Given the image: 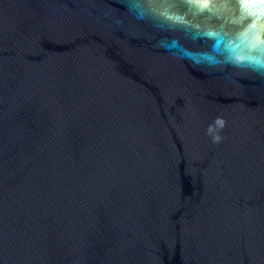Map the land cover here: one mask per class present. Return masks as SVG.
<instances>
[{"label": "water", "instance_id": "1", "mask_svg": "<svg viewBox=\"0 0 264 264\" xmlns=\"http://www.w3.org/2000/svg\"><path fill=\"white\" fill-rule=\"evenodd\" d=\"M0 264H264V3L0 0Z\"/></svg>", "mask_w": 264, "mask_h": 264}, {"label": "snow or ice", "instance_id": "2", "mask_svg": "<svg viewBox=\"0 0 264 264\" xmlns=\"http://www.w3.org/2000/svg\"><path fill=\"white\" fill-rule=\"evenodd\" d=\"M260 3H264V0H259Z\"/></svg>", "mask_w": 264, "mask_h": 264}]
</instances>
